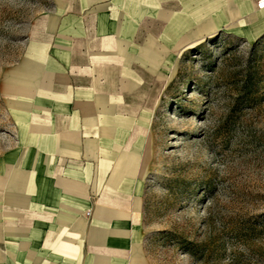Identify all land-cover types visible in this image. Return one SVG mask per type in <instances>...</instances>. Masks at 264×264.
I'll list each match as a JSON object with an SVG mask.
<instances>
[{
	"label": "crops",
	"instance_id": "0c3cea01",
	"mask_svg": "<svg viewBox=\"0 0 264 264\" xmlns=\"http://www.w3.org/2000/svg\"><path fill=\"white\" fill-rule=\"evenodd\" d=\"M52 1L10 76L8 90L29 106L0 157V264H150L135 83L166 25L210 19L256 40L264 9L257 0ZM151 2L161 8L156 30Z\"/></svg>",
	"mask_w": 264,
	"mask_h": 264
},
{
	"label": "rangeland",
	"instance_id": "374dc122",
	"mask_svg": "<svg viewBox=\"0 0 264 264\" xmlns=\"http://www.w3.org/2000/svg\"><path fill=\"white\" fill-rule=\"evenodd\" d=\"M51 9L52 0H0V157L29 106L8 90L10 76L29 52L32 25ZM160 9L150 3L152 17ZM209 20L166 25L135 83L150 264H264V43L246 94L255 40Z\"/></svg>",
	"mask_w": 264,
	"mask_h": 264
},
{
	"label": "trees",
	"instance_id": "16d2710c",
	"mask_svg": "<svg viewBox=\"0 0 264 264\" xmlns=\"http://www.w3.org/2000/svg\"><path fill=\"white\" fill-rule=\"evenodd\" d=\"M264 43V33L259 36L251 45V48H250V51L248 52V56H247V62H246V67H245V83L243 85V87L246 89L245 93L248 94L250 91H251V87L253 86V77H254V73L256 72L255 69H252V64H251V61H252V57L256 56V52H257V49L260 47L261 44ZM198 246L197 245H194L192 244V247H188L187 248V252L191 253V254H194L196 251H197V248ZM199 250L201 252H203L204 250L203 249H200Z\"/></svg>",
	"mask_w": 264,
	"mask_h": 264
},
{
	"label": "built area",
	"instance_id": "2783aa9c",
	"mask_svg": "<svg viewBox=\"0 0 264 264\" xmlns=\"http://www.w3.org/2000/svg\"><path fill=\"white\" fill-rule=\"evenodd\" d=\"M256 8L257 9H264V0H257L256 1ZM85 215H87V216H89L90 215V211L89 210H87L86 212H85Z\"/></svg>",
	"mask_w": 264,
	"mask_h": 264
}]
</instances>
